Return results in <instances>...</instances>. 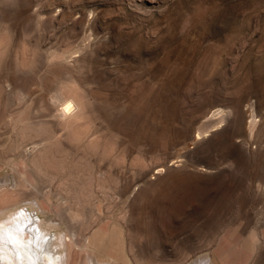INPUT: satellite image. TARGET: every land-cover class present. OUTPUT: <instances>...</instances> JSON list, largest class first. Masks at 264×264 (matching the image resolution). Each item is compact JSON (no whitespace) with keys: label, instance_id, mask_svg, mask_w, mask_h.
<instances>
[{"label":"rangeland","instance_id":"374dc122","mask_svg":"<svg viewBox=\"0 0 264 264\" xmlns=\"http://www.w3.org/2000/svg\"><path fill=\"white\" fill-rule=\"evenodd\" d=\"M6 176L64 264H264V0H0Z\"/></svg>","mask_w":264,"mask_h":264},{"label":"bare ground","instance_id":"6f19581e","mask_svg":"<svg viewBox=\"0 0 264 264\" xmlns=\"http://www.w3.org/2000/svg\"><path fill=\"white\" fill-rule=\"evenodd\" d=\"M21 119H24V116H18L15 122ZM10 182L11 178L7 176L0 178V193L6 192L4 186ZM42 222L39 215L25 208L13 211L8 216H0V264H64V254L58 250L60 246L57 242L58 235L52 234ZM75 234L77 233L71 232L72 236ZM106 241L110 248L117 249L118 237L114 232L100 231L94 237L93 245L101 248ZM253 249L254 241L247 243L241 249L233 243H224L213 258L221 264H242L241 260L245 259ZM113 254V252L110 254V258ZM95 255L88 254L90 264L105 263L99 258L100 256ZM111 263L116 264L117 261L112 259ZM207 263L213 264L212 261Z\"/></svg>","mask_w":264,"mask_h":264}]
</instances>
